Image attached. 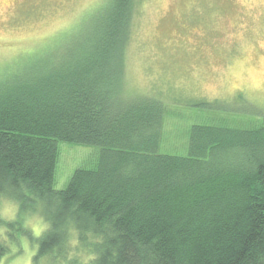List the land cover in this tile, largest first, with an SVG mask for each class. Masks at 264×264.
I'll return each instance as SVG.
<instances>
[{
  "label": "trees",
  "instance_id": "trees-1",
  "mask_svg": "<svg viewBox=\"0 0 264 264\" xmlns=\"http://www.w3.org/2000/svg\"><path fill=\"white\" fill-rule=\"evenodd\" d=\"M135 2L114 0L93 46L69 41L54 68L0 81V204L18 209L0 229L29 236L24 218L40 213L34 262L264 264V126L194 124L187 155L160 153L166 104L119 92ZM60 142L100 148L62 189Z\"/></svg>",
  "mask_w": 264,
  "mask_h": 264
},
{
  "label": "rangeland",
  "instance_id": "rangeland-1",
  "mask_svg": "<svg viewBox=\"0 0 264 264\" xmlns=\"http://www.w3.org/2000/svg\"><path fill=\"white\" fill-rule=\"evenodd\" d=\"M113 3L0 0V81L54 68L68 56L56 49L69 41L74 51L93 46L111 22ZM122 67L120 97L154 96L166 104L160 153L187 155L194 124L264 126V0H136ZM59 151L58 189L76 169L94 167L100 154L98 146L71 142H60ZM9 204L14 217L1 215L13 221L14 201H2L0 212ZM29 219L47 227L40 213L27 215L29 236L6 239L10 251L0 264H51L34 262L38 236L26 226Z\"/></svg>",
  "mask_w": 264,
  "mask_h": 264
},
{
  "label": "clouds",
  "instance_id": "clouds-1",
  "mask_svg": "<svg viewBox=\"0 0 264 264\" xmlns=\"http://www.w3.org/2000/svg\"><path fill=\"white\" fill-rule=\"evenodd\" d=\"M16 208L14 205H6L3 207L2 212L0 214H3L9 218H13L15 215ZM26 226H30L32 231L34 232L35 235L39 236L41 232L45 229V225H43L39 219H29L26 222ZM6 239V237L4 238ZM75 243V242H74ZM95 257L89 256L85 261L84 264H87V261L89 259H94Z\"/></svg>",
  "mask_w": 264,
  "mask_h": 264
}]
</instances>
